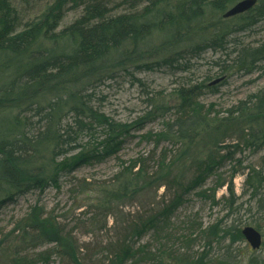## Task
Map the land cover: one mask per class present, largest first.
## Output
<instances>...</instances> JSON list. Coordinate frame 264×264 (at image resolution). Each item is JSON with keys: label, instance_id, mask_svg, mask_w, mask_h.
Segmentation results:
<instances>
[{"label": "trees", "instance_id": "obj_1", "mask_svg": "<svg viewBox=\"0 0 264 264\" xmlns=\"http://www.w3.org/2000/svg\"><path fill=\"white\" fill-rule=\"evenodd\" d=\"M144 1L148 5L141 10L132 6L126 13H118L109 7L107 0H53L38 17L24 22L13 0H0V206L32 190L48 186L60 189L64 175L83 165L117 157L131 129L140 131L147 123L175 111L173 118L163 120L159 132L141 136L153 142V149L122 166L110 184L95 186L84 180L78 187L81 193L97 192L96 200L89 206L106 217L113 214L115 206L132 202L153 187L165 189L162 207L145 219L140 217L131 226L132 238L140 239L153 232L160 245L153 248L146 242L136 247L122 240L114 244L117 246L114 254L107 253L98 264H208L206 256L212 241L229 239L230 248L245 240L243 229L227 230L218 222L208 227L199 223L197 236L192 237L193 231L181 236L184 252L168 246L174 234L167 230L187 196L210 179H215V185L201 190V196L210 198L214 204L230 201L227 196L217 198L224 186L234 196L236 174L227 180L221 169L238 151L249 149L256 154L264 150V88L241 101L234 108L238 109L236 113L229 110L230 118L235 113L247 122L229 133L234 134L231 144H226V136L215 139L206 151L200 152H197L199 142L233 123L230 122L233 119L217 122L200 101L207 90L218 91L217 83L195 82L176 87L172 103L165 98L148 99L151 109L132 125L116 122L95 109L90 98L96 87L114 79L120 71L133 67L139 70L185 67L186 61L199 56L204 47L227 50L230 35L264 21V0H257L248 11L231 17H224L225 12L241 0ZM71 9H80V13L62 27ZM213 13L216 18L211 19ZM197 27H206L211 37L191 43L197 36ZM163 31L171 34L160 44L147 46L151 35ZM181 42L185 45L178 47ZM262 56L264 42L254 49L240 50L234 63L238 71H253ZM181 60L186 64H181ZM218 61V64L226 62L224 58ZM100 129L104 133L102 139L96 137ZM84 134L91 137L87 143L80 142ZM165 142L173 148H161ZM152 161L156 167L150 169ZM242 174L245 175L242 205H248L256 228L264 236V157L258 163L244 166ZM166 195H170L167 200ZM187 223L193 228L192 221ZM16 229L19 234L14 239ZM205 236L210 238L194 258L189 254L191 245ZM261 248L264 249V242ZM29 249L38 251L29 255L24 252ZM83 249L58 217L38 204L0 241V253L8 264H50L55 256L60 264H85ZM102 250L106 252L105 246ZM247 264H264V255H252Z\"/></svg>", "mask_w": 264, "mask_h": 264}, {"label": "rangeland", "instance_id": "obj_2", "mask_svg": "<svg viewBox=\"0 0 264 264\" xmlns=\"http://www.w3.org/2000/svg\"><path fill=\"white\" fill-rule=\"evenodd\" d=\"M52 1L13 0L24 22L38 17ZM107 1L109 7L118 13H126L127 10L133 9L130 8L132 6H136V9L141 10L146 4L148 5L144 0ZM141 2L143 4L140 5L139 3ZM79 13L80 9H71L64 18L62 27L74 21ZM212 17L216 18V14H211L210 18L212 19ZM210 33L206 27H197V36L193 37L194 39L191 40V43H200L202 40L211 37ZM168 34L171 33L163 31L159 35H151L153 37L149 38L147 46L160 44L163 39L167 38ZM229 39H231V43L227 50L216 51L215 48L204 47L199 56L192 57L186 61L187 66L185 67L165 66L154 70H139L133 67L127 71H120L114 79L102 83L93 90L90 98L92 106L116 122L132 125L147 110L151 109L147 102L148 99L162 100L165 98L169 100L168 103H172L175 101V99H172V94L176 87L195 82H207V84L211 85L217 83L219 85L217 86L218 91L212 93L207 90L200 97V101L217 122L224 123L229 122V119H233L230 121L233 123H227L221 132H213L207 139L199 142L197 144V152H200V150L206 151L209 147L208 144H214L215 139L225 138L226 136V144H231V136H234V134L229 133L238 130L240 124L247 123L243 121L244 119L238 118L237 114L235 115L238 109L234 108L241 101L250 99L253 93L264 88V56L259 57L255 62L256 68L253 71H238L234 62L240 50L243 48L251 50L261 44V42H264V21L253 28L250 27L245 32H237L234 35H230ZM184 45L185 42H181L178 47H183ZM219 58H224L226 62L218 64ZM249 58L251 59V56ZM184 62L183 60L180 61L181 64L185 65L186 63ZM180 63H177V65ZM218 80L220 81L216 82ZM254 100L255 98L252 102ZM231 109H234L233 112H235H232L233 118H230L229 114ZM174 113L175 111H171L162 119L147 123L140 131L136 128L131 129V135L126 138L117 157L113 155L101 163L83 165L75 172L64 175L61 179L60 189L48 186L44 190H32L22 195H17L12 202L1 205L0 241L11 234L12 230H15V227L23 220L32 206L38 204L45 208V212H53L61 221L63 227L72 232L78 244L81 248H84L82 255L84 256L85 264H98L101 261L100 259L102 258L103 260L107 253L112 256L117 250V246H114V244L122 240L129 241L136 247L146 242H150L153 248L159 246L161 242L155 238L153 232H148L140 239L132 238L131 226L138 222L140 217L145 219L162 207V194L165 192L163 187L158 190L153 187L151 191L145 192V194L140 195L134 201L124 206H115L113 214L106 217V214L97 213L93 207L89 206L96 200L97 192L81 193L78 186L84 180L91 182L95 186L103 183L110 184L114 175L122 169V166H128L130 161L138 155L147 154L153 149V142L142 139L141 136L150 131L159 132L163 128V120L166 121L173 118ZM69 119L72 120L71 116ZM225 129H229V131ZM103 134L100 129L96 137L102 139ZM90 139L91 137L88 134H84L80 142L87 143ZM164 147L171 149L173 145L165 142L161 145V148ZM262 157H264V150L255 154L249 149H243L236 152L232 159L225 162L224 167L221 169L224 177L230 180L231 175L233 173L236 174L233 178L234 196L224 186L219 189L217 198L221 199L223 196H227L230 201L235 200L233 204H230V201H221L219 204H214L210 198L200 195L201 190L212 188L215 185L214 178L210 179L205 186L197 188V191L190 193L185 203L179 207L172 218V226L167 230L168 233L171 231L174 234L168 246H175V248H179L184 252L185 249L182 242L179 241L181 236L192 231V237L197 236V225L199 223H203L205 227H208L218 222L227 230L233 227L243 229L247 225H252L256 228L253 221L254 217L248 211V205H242L244 198H241V196L245 181L242 168L258 163ZM155 167V162L152 161L149 168ZM188 178H192V175H188ZM168 197L170 195H166L164 199L167 200ZM79 205L80 207H78ZM188 221L193 222L191 223L194 224L193 228L189 227ZM261 232L263 234L262 230ZM18 234L19 230L16 229V233L12 237L16 239ZM209 238V236H205V239L199 238L191 245L189 254L194 256V258L198 257L205 248L204 241L207 242ZM244 239V241L230 246V248L227 247L229 239H224L220 242L212 241L206 261L208 264H219L218 261L227 259L226 264H247L252 255H264V249L253 250L246 238ZM104 246L106 252L102 250ZM109 249L110 251H108ZM38 250H42V248ZM38 250L29 249L24 252L33 255ZM235 255L237 257H234ZM0 264H8V260L2 252L0 253ZM50 264H60V259L55 256ZM172 264L176 263L173 262Z\"/></svg>", "mask_w": 264, "mask_h": 264}, {"label": "water", "instance_id": "obj_3", "mask_svg": "<svg viewBox=\"0 0 264 264\" xmlns=\"http://www.w3.org/2000/svg\"><path fill=\"white\" fill-rule=\"evenodd\" d=\"M256 3H257V0H241L237 2L235 5H233L231 8H229L225 12L224 17H231V16L244 13L248 11L249 9H251ZM220 80L216 82H219ZM242 232L246 240L249 242V244L252 246L253 249H258L261 247L263 237L259 230H257L253 226H246Z\"/></svg>", "mask_w": 264, "mask_h": 264}]
</instances>
